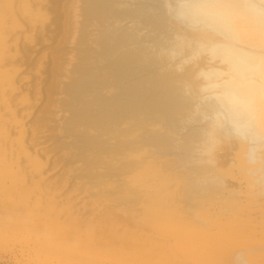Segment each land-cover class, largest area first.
I'll return each mask as SVG.
<instances>
[{
    "label": "bare ground",
    "instance_id": "bare-ground-1",
    "mask_svg": "<svg viewBox=\"0 0 264 264\" xmlns=\"http://www.w3.org/2000/svg\"><path fill=\"white\" fill-rule=\"evenodd\" d=\"M0 264H264V0H0Z\"/></svg>",
    "mask_w": 264,
    "mask_h": 264
}]
</instances>
